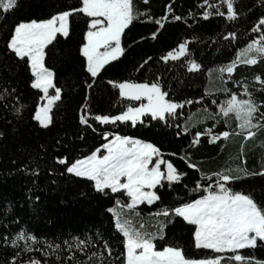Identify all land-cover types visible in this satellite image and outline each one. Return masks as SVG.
Wrapping results in <instances>:
<instances>
[{
	"label": "trees",
	"instance_id": "obj_1",
	"mask_svg": "<svg viewBox=\"0 0 264 264\" xmlns=\"http://www.w3.org/2000/svg\"><path fill=\"white\" fill-rule=\"evenodd\" d=\"M132 3L138 13L146 15H140L125 29L121 38L124 53L105 65L95 80L87 74L84 58L79 53L82 33L87 30L82 16L74 22L70 37L58 36L46 48V66L53 70L54 83L62 89L61 100L52 109L53 122L47 128H41L31 119L42 93L31 87V73L26 63L6 50L5 39L15 23L47 18L69 4L76 5V0H18L14 10L7 13L0 10V90H14L13 95L0 99V236L11 237L21 230L35 236L36 241L30 242L32 252L27 255L46 260L48 264H76L75 260L68 259L71 253L65 245V241L72 242L73 238H92L95 246L86 249L89 255L93 251H105V241L119 255L118 237L122 234L115 228L117 215L122 222L127 221L130 228L147 233H156L158 225L164 223L166 239L157 237L154 241L159 247L179 244L189 257L213 255L210 249L195 248L190 236L194 228L186 226L182 218L171 215L165 218L156 213L205 194L202 189H196L197 181L203 185L212 183L216 179L212 174L222 170L231 169L232 175L240 177L229 181L228 187L251 195L258 206L264 207V175L261 174L264 130L245 140L236 134L239 130L235 115L224 118L219 113V105L231 93H242L244 83L248 84L255 101H264L262 86L253 80L256 75L264 78V58L256 65L238 63L231 76L223 73V80L219 71L220 66L236 57L238 49L261 34L250 29L264 15V6L258 0H236L240 17L232 22L214 15L204 19L201 0H132ZM149 16L152 19H148ZM173 16L181 19L175 20ZM158 19L161 24L155 23ZM153 32L157 33L155 39L151 36ZM228 32H236L237 39L225 41L223 37ZM184 41H187L186 58L167 63L160 60ZM148 57L152 59L141 69L140 65ZM187 61H195L200 68L189 71ZM157 77L162 90L169 94L167 98L192 103H183V107L177 109V116L167 122L153 120L149 114L135 125L130 121L100 124L93 119L95 115H117L134 102L121 98L119 89L108 81L151 83ZM86 83L92 84V88L86 87ZM224 88L228 92L223 91ZM51 93L54 94V89ZM20 105H23L22 111L16 114L13 107ZM82 105L87 108L82 110ZM82 111L91 113L88 115L91 126L80 123ZM261 111L264 112V107ZM186 126L187 132L183 131ZM224 131L232 135L213 139ZM105 132L156 145L161 158L173 163L184 175L171 184L162 181L157 185L153 191L159 200L128 209L126 205L130 200L126 194L112 193L110 189L98 192L94 182L67 173L65 165L57 162V158H66L71 164L91 155L108 141L103 135ZM197 132L202 135L199 143L193 145ZM103 154L100 150L99 155ZM189 163L197 167L190 168ZM22 166H38L39 174L25 172ZM161 167L163 170V165ZM238 168L252 174L244 175L236 171ZM24 243L19 242L20 246ZM49 245H60V249L45 256V250L52 251ZM240 251L264 260L262 241H258L255 248ZM14 254L10 242L8 245L0 242V264H8ZM75 256L79 261L88 259L79 251H75Z\"/></svg>",
	"mask_w": 264,
	"mask_h": 264
},
{
	"label": "snow or ice",
	"instance_id": "obj_2",
	"mask_svg": "<svg viewBox=\"0 0 264 264\" xmlns=\"http://www.w3.org/2000/svg\"><path fill=\"white\" fill-rule=\"evenodd\" d=\"M258 2L264 6V0H258ZM235 5L236 0H215L214 3L210 0H201L200 6L203 8L201 14L204 19L214 15L226 21L235 22L240 17ZM17 6L18 0H0V10L5 13L14 10ZM168 11H171L170 6ZM140 15H146V13H138L133 7L132 0H76V5L69 4L63 9L52 12L47 18L21 20L15 23L5 39L6 50L26 63V68L31 73V87L43 93L35 105L31 119L41 128H47L53 122L52 109L61 100L62 89L55 85L54 72L46 66L45 61L46 48L52 45L58 36L70 37L74 22H77L81 16L86 19L87 30L82 33L79 53L84 58L87 74L95 80L105 65L116 61L124 53L125 50L121 46L122 34ZM148 19L152 18L149 16ZM173 19L180 20L181 17L173 16ZM155 23L161 24V20L158 19ZM250 31L261 34L251 39L243 49H238L232 61L220 66L222 80L223 73L231 76L238 63L256 65L259 59L264 58V15L259 17ZM151 36L155 39L157 33L153 32ZM223 39L235 40L237 33L228 32ZM186 45L187 41L179 43L161 56L160 60L167 63L169 60L177 61L182 57L186 58ZM151 59L148 57L140 68L146 66ZM187 63L189 71L200 68L195 61H187ZM159 80L160 78L157 77L151 83L147 81L137 83L132 80H123L118 83L108 81L114 88L119 89L121 98L140 101L139 106L130 104L117 115H95L93 119L100 124L131 121L135 125L142 116L150 114L153 120L167 122L170 118L177 116V109L182 108L183 103L190 104L192 101L178 103L167 98L169 94L162 90ZM253 80L258 82L264 90V78L256 75ZM86 87L92 88V84L86 83ZM242 88V93H231L219 105V113L224 118L234 114L237 121L236 127L239 130L236 134L248 140L257 132L264 130V112L261 111L264 101H255L247 83H244ZM50 89H54V94L50 93ZM223 91L228 92V89L224 88ZM13 94L14 90L11 92L8 89L0 90V99ZM241 96L247 98H240ZM22 108L23 105L14 106L13 111L20 114ZM81 108L86 109L87 105H82ZM90 114H84L82 111L79 117L80 123L91 126L88 119ZM183 131L187 132L188 127H184ZM103 135L108 138V142L102 144L91 155L77 159L71 164H68L66 158H57V162L65 165L67 173L74 174L76 177H86L94 182V188L98 192L110 189L112 193L126 194L130 200V203L126 205L128 209H132L134 205L142 201L152 204L159 200L160 197L152 189L161 185L162 181L170 184L173 181H179L184 175L174 167L173 163L163 160L160 149L152 143L116 133L105 132ZM201 135L200 132L196 133L192 141L193 145L199 143ZM230 135L232 133L224 131L213 139L228 138ZM101 149L105 150V154L97 155ZM162 165L165 170H162ZM188 166L193 169L197 167L193 163H189ZM22 170L32 175L39 174L38 166L36 168L22 166ZM236 171L243 172L244 175L252 174L239 168ZM231 173V169L213 173L216 179L207 185L197 181L196 189H202L205 194L189 203L180 204L172 209L166 208L156 213L157 216L165 218L170 215L182 218L186 226L194 228L190 236L195 248L210 249L213 255L202 258L189 257L179 244H165L159 247L154 241L157 237L166 239L164 223L158 225L156 233H147L130 228L128 222H122L121 217L117 215L115 228L122 234V237H118L119 255L115 254L107 241L103 245L105 251H93L89 255L86 249L95 246L92 238H73L72 242L65 241L71 253L68 259L75 260L76 264H225V261L227 264H264V260L243 255L240 251L255 248L258 241L264 242V207L258 206L251 195L228 187L229 181L240 178ZM261 174L264 175V170ZM117 204H120L119 200ZM109 211L113 210L109 209ZM172 223L175 225V221ZM20 241H25L23 246H20ZM35 241V236L23 230L11 237L0 236V242L4 245L10 242L15 250L8 264H48L46 260L27 255L32 252L30 242ZM48 247L52 251L45 250V256L52 255L60 249V245ZM75 251L87 256V261L76 260ZM114 256L115 259H113ZM58 259L62 258L58 257Z\"/></svg>",
	"mask_w": 264,
	"mask_h": 264
},
{
	"label": "rangeland",
	"instance_id": "obj_3",
	"mask_svg": "<svg viewBox=\"0 0 264 264\" xmlns=\"http://www.w3.org/2000/svg\"><path fill=\"white\" fill-rule=\"evenodd\" d=\"M51 90L52 89H50V93H51ZM42 95H43V93H42ZM144 102H146V101H144ZM139 103H140V101H134L131 105L132 106H139ZM147 115V114H146ZM150 115V114H149ZM142 118H143V116L141 117V119L140 120H138L137 122H139V121H141L142 120ZM131 122V121H130ZM108 142V141H107ZM106 142V143H107ZM101 150H103V152H104V154H105V150L104 149H101ZM97 155H99V152L97 153ZM153 159H155V157L153 158ZM84 178H86V177H84ZM88 179V178H87ZM154 189V188H153ZM153 189H152V191H153ZM141 203H147V201H142ZM140 203V204H141ZM140 204H137V205H134V206H138V205H140ZM148 204V203H147Z\"/></svg>",
	"mask_w": 264,
	"mask_h": 264
},
{
	"label": "water",
	"instance_id": "obj_4",
	"mask_svg": "<svg viewBox=\"0 0 264 264\" xmlns=\"http://www.w3.org/2000/svg\"><path fill=\"white\" fill-rule=\"evenodd\" d=\"M163 170H165V169H164V166H163Z\"/></svg>",
	"mask_w": 264,
	"mask_h": 264
},
{
	"label": "crops",
	"instance_id": "obj_5",
	"mask_svg": "<svg viewBox=\"0 0 264 264\" xmlns=\"http://www.w3.org/2000/svg\"><path fill=\"white\" fill-rule=\"evenodd\" d=\"M243 142H244V141H243ZM244 143H245V142H244ZM246 143H247V142H246ZM246 143H245V144H246Z\"/></svg>",
	"mask_w": 264,
	"mask_h": 264
}]
</instances>
